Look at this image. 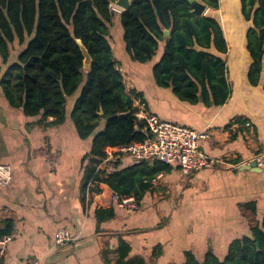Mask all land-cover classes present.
Returning a JSON list of instances; mask_svg holds the SVG:
<instances>
[{
  "label": "crops",
  "instance_id": "1",
  "mask_svg": "<svg viewBox=\"0 0 264 264\" xmlns=\"http://www.w3.org/2000/svg\"><path fill=\"white\" fill-rule=\"evenodd\" d=\"M238 1L218 0L212 15L221 23L227 48L228 97L219 107L201 98L181 101L171 87L157 86L151 69L160 53L148 63L132 61L120 43V13L115 10L111 40L116 32L120 37L113 55L126 91L137 95L138 111L207 131L199 150L214 162L189 175L177 166L159 172L150 188L139 193L138 209L130 215L116 205L106 185L98 191L94 184L88 191L85 187L92 137L79 138L70 119L78 93L68 98L63 123L53 124L51 118L40 122L10 107L0 88V165L10 170L9 182L0 186V228L5 220L13 227V240L0 264H116L122 244L129 249V264L135 258L143 264H183L186 253L201 262L208 252L222 261L233 241L250 235L249 222L264 215V92L248 81L249 24ZM19 50L12 48L5 65L0 58V81ZM259 156L261 167L240 169ZM138 163L119 157L98 170L110 173ZM249 204L254 215L246 210ZM59 229H66L74 241L55 246Z\"/></svg>",
  "mask_w": 264,
  "mask_h": 264
},
{
  "label": "trees",
  "instance_id": "2",
  "mask_svg": "<svg viewBox=\"0 0 264 264\" xmlns=\"http://www.w3.org/2000/svg\"><path fill=\"white\" fill-rule=\"evenodd\" d=\"M208 7L199 17L191 13L188 0H131L119 14L122 43L134 62H151L157 86L171 87L181 101L222 106L228 97L225 77L226 43L220 21L214 16L218 0H198ZM240 14L249 24L246 49L251 58L248 81L264 92V0H239ZM116 14L108 0H0V58L7 64L12 48L16 61L0 81L7 104L39 121L61 124L68 98L76 95L70 119L79 138H91L85 187L106 185L118 197L133 196L150 188V182L169 166L140 162L123 170L100 171L105 149L141 143L150 133L138 119L137 95L126 91L113 55L110 29ZM162 28L169 31L165 37ZM71 31L73 37L71 35ZM74 39L81 41L92 63L83 69V57ZM101 113V114H100ZM102 126V128H101ZM98 130V131H97ZM97 131V132H96ZM96 132V133H95ZM94 134V136H93ZM118 167L117 162L113 164ZM246 210L254 215V205ZM0 238L13 232L3 221ZM250 235L233 241L220 261L211 252L199 262L191 253L183 264H264V215L249 222ZM257 244V247H256ZM128 247L118 248L116 264L125 260ZM143 264L135 258L131 264Z\"/></svg>",
  "mask_w": 264,
  "mask_h": 264
},
{
  "label": "built area",
  "instance_id": "3",
  "mask_svg": "<svg viewBox=\"0 0 264 264\" xmlns=\"http://www.w3.org/2000/svg\"><path fill=\"white\" fill-rule=\"evenodd\" d=\"M136 117L145 121L150 137L141 143L106 148L105 158L101 164L113 162L119 157H129L137 162H159L168 166H177L183 175L213 167V160L199 150L200 142L208 137L207 131L193 130L163 121L153 114L139 111ZM261 159L262 156H259L251 161H255L261 167ZM245 164H249V162ZM100 165L97 169L100 168ZM158 177L160 176H157L156 179ZM9 180V167L0 165V186H5ZM93 184V182L87 184V191ZM112 200L126 215H130L138 209L137 201L133 196L118 197L112 193ZM74 239L66 229L57 230L53 236L54 245L57 247L66 246ZM12 240L13 232L0 238V261L5 255L7 245ZM25 264L39 263L33 260Z\"/></svg>",
  "mask_w": 264,
  "mask_h": 264
},
{
  "label": "water",
  "instance_id": "4",
  "mask_svg": "<svg viewBox=\"0 0 264 264\" xmlns=\"http://www.w3.org/2000/svg\"><path fill=\"white\" fill-rule=\"evenodd\" d=\"M108 1H109L110 6L113 7V10H111L112 14H115V10L117 11V13L126 12L130 8V5H131V0H108ZM188 2L192 8L191 13L194 16L199 17L206 13L207 6L205 4L200 3L198 0H188ZM162 31L165 37L169 36L168 30H165L164 28H162ZM71 35L73 37L72 31H71ZM74 41L79 47L80 52L83 57V69L89 70L91 67V63H92L89 53L87 52L85 47L82 45L80 40L74 39ZM255 168H257V164L255 161H251L249 162V164L240 166V169L242 170H249V169H255ZM256 247H257V244H256Z\"/></svg>",
  "mask_w": 264,
  "mask_h": 264
},
{
  "label": "rangeland",
  "instance_id": "5",
  "mask_svg": "<svg viewBox=\"0 0 264 264\" xmlns=\"http://www.w3.org/2000/svg\"><path fill=\"white\" fill-rule=\"evenodd\" d=\"M118 14V13H117ZM117 24H119V31H120V34H121V26H120V23L118 22ZM116 40H114V38L112 37L113 40H111V44H112V48L113 46H115L116 44H118V37H120V35L116 32ZM120 43L122 44V39L120 40Z\"/></svg>",
  "mask_w": 264,
  "mask_h": 264
}]
</instances>
